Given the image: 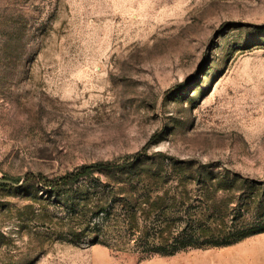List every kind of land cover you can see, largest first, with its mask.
<instances>
[{"label":"rangeland","instance_id":"rangeland-1","mask_svg":"<svg viewBox=\"0 0 264 264\" xmlns=\"http://www.w3.org/2000/svg\"><path fill=\"white\" fill-rule=\"evenodd\" d=\"M136 152L240 173L260 186L238 193L245 222L264 217V0H0V178ZM47 196L0 186V264H264V233L149 258L77 246Z\"/></svg>","mask_w":264,"mask_h":264},{"label":"trees","instance_id":"trees-1","mask_svg":"<svg viewBox=\"0 0 264 264\" xmlns=\"http://www.w3.org/2000/svg\"><path fill=\"white\" fill-rule=\"evenodd\" d=\"M32 180L58 208L42 219L59 220L65 239L77 246L103 244L149 258L226 247L264 233V217L245 222L253 200L238 194L244 187L258 192V183L161 152L84 163L54 177L29 174L25 184Z\"/></svg>","mask_w":264,"mask_h":264},{"label":"water","instance_id":"water-1","mask_svg":"<svg viewBox=\"0 0 264 264\" xmlns=\"http://www.w3.org/2000/svg\"><path fill=\"white\" fill-rule=\"evenodd\" d=\"M26 178H27V174L25 176H23V178L21 179V181L19 183H15V182H13L12 180H9V179L0 178V183H5V184H11V185H14V186H18V185H22L25 182Z\"/></svg>","mask_w":264,"mask_h":264},{"label":"crops","instance_id":"crops-1","mask_svg":"<svg viewBox=\"0 0 264 264\" xmlns=\"http://www.w3.org/2000/svg\"><path fill=\"white\" fill-rule=\"evenodd\" d=\"M260 234H261V233H260ZM240 243H242V241H241V242H238V243H236V244L230 245V246L238 245V244H240ZM226 247H229V246H226ZM226 247H221V248H223V250H224ZM234 259H237V258H234Z\"/></svg>","mask_w":264,"mask_h":264}]
</instances>
